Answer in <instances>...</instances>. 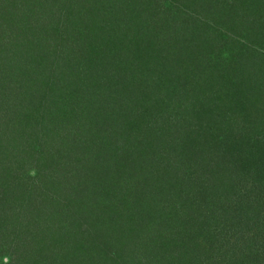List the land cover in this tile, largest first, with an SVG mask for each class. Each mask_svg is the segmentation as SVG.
I'll list each match as a JSON object with an SVG mask.
<instances>
[{
  "label": "rangeland",
  "instance_id": "374dc122",
  "mask_svg": "<svg viewBox=\"0 0 264 264\" xmlns=\"http://www.w3.org/2000/svg\"><path fill=\"white\" fill-rule=\"evenodd\" d=\"M136 2L0 0V188L8 185L9 196L21 188L24 200L40 205L35 233L47 245L45 252L38 239L12 257L14 232L26 218L14 202L10 214L0 210L7 238L0 264H47L50 255L52 264H179L163 257L157 244L168 235H154L155 218L129 247L116 248L122 257L44 236L60 228L56 214L79 199L80 188L87 195L93 188H152L149 218L154 188H238L241 173L224 168L203 187L205 163L215 165L220 149L191 167L180 160L190 135L219 126L210 113L197 115L200 106L215 113L218 99L223 112L236 110L249 137L264 133V0ZM13 70L28 76L16 80ZM141 82L148 88L136 92ZM257 185L254 179L248 188ZM163 201L174 208L171 198ZM194 216L185 209L178 227L194 229Z\"/></svg>",
  "mask_w": 264,
  "mask_h": 264
},
{
  "label": "trees",
  "instance_id": "16d2710c",
  "mask_svg": "<svg viewBox=\"0 0 264 264\" xmlns=\"http://www.w3.org/2000/svg\"><path fill=\"white\" fill-rule=\"evenodd\" d=\"M135 3H137L136 0ZM147 28L155 30L153 25ZM12 74L16 80L18 77H20L18 80L21 78L23 80L28 76L24 71L18 70L17 73L13 70ZM131 77L128 75L127 80ZM29 79L31 80L30 76ZM136 87V92H145L148 85L141 82ZM133 91L131 93L135 92ZM47 93V91L42 93V97L44 98ZM220 101L222 100L218 99L217 106L213 108L215 113L211 108L204 112H202V106L198 108L199 117H205L210 113L214 118H218L219 126L215 130L202 126L196 131L194 137L190 135L187 140L189 149L183 151L182 155L185 157L181 155L180 163H187L191 167L198 159L208 160L209 152H218L217 150L220 149L218 155L220 160L215 165L207 167L205 163L203 187L207 185L213 173L220 175L224 168L225 172L234 170L236 173H241V176L234 181L238 188H154L156 203L154 202L155 208L152 209L154 217L152 214L151 218L148 216L150 202L146 201V195L152 188H93L88 195L84 191L85 188H80L79 199L63 203L64 210L61 207L56 214L59 218L58 230H60L51 231L48 236H44L45 239L56 245V239L53 241L52 238L59 236L61 242L68 240L81 247L86 245L87 248L102 247L101 249L107 253L117 252L118 246L129 247V243L136 240L137 234L138 237L143 236L144 226L150 223V219L155 218L154 223L150 224L154 235L169 236V233L173 234L172 232L175 231L171 238L164 236L160 240L162 243L157 245L164 253L163 257L167 256L169 259L179 261V264H253L255 256L257 259L261 255L264 256V214L261 212L264 210V168H259V166L264 167V153L259 155L264 152V133L257 132L249 137L237 122L236 110H231L232 114L229 113L230 110L223 112L225 104L221 102L220 109ZM194 102L197 104L199 100ZM156 103L159 107L162 100L157 102L155 98V105ZM237 104L236 102L235 109ZM222 113L224 117L221 119L219 114ZM114 123H110L109 128L113 129ZM81 137H78L80 143ZM216 168L218 171L215 170ZM241 177H249V179L245 181L240 179ZM254 179L259 185L248 188ZM7 186L0 188V195L3 194V197L0 196V210L10 212L15 202L24 213L23 216H26L23 222L17 224L20 229L14 232V237L19 240V246L13 251L12 257L15 255L17 258L16 253L22 251L26 253L25 247H36L40 242L42 250L46 252L45 241L38 233H35L37 226L39 227L35 220L40 215V205L33 199L29 203L27 197L24 200L21 188H13L9 196L5 192ZM163 196L173 200V209L171 206H166ZM223 196H226V200L219 202V198ZM73 204L76 210L70 208ZM185 209L187 212L195 213L193 223L197 227L194 226L192 230L193 226L184 228L181 223L180 228L178 227V222L181 221L178 215L184 214ZM20 215V213L17 214L19 217ZM63 215L67 216L66 221ZM175 236L180 238V245L174 242ZM6 239L0 232V241L5 242ZM38 239H40L39 243ZM155 240L157 243V239ZM175 248L178 249L175 251ZM53 254L55 256L54 252ZM117 254L122 257L118 252ZM52 258L53 256L50 255L45 262L52 264L54 259ZM262 261L264 262V257Z\"/></svg>",
  "mask_w": 264,
  "mask_h": 264
}]
</instances>
